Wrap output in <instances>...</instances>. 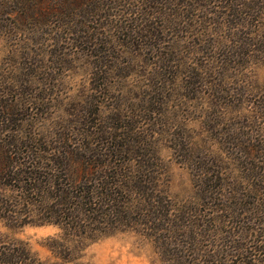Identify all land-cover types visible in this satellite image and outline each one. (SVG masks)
I'll list each match as a JSON object with an SVG mask.
<instances>
[{"label":"trees","instance_id":"1","mask_svg":"<svg viewBox=\"0 0 264 264\" xmlns=\"http://www.w3.org/2000/svg\"><path fill=\"white\" fill-rule=\"evenodd\" d=\"M6 9L2 30L28 23L46 38L39 52L15 51L0 75V221L56 225L63 245L77 247L136 232L162 264H264V0H25ZM80 62L93 85L72 113L80 124L53 136L5 124L47 107ZM111 87L123 96L107 107ZM176 124H201L204 138L187 140ZM163 137L191 172L188 200L168 192ZM0 264L47 263L0 241Z\"/></svg>","mask_w":264,"mask_h":264},{"label":"rangeland","instance_id":"2","mask_svg":"<svg viewBox=\"0 0 264 264\" xmlns=\"http://www.w3.org/2000/svg\"><path fill=\"white\" fill-rule=\"evenodd\" d=\"M23 1L25 0H0V18L8 12L7 5L14 12L22 10ZM44 37L41 33L33 31L28 23L9 31L0 28V75L7 72L5 70L9 67L8 63L13 61L15 51L24 52L31 49L39 52ZM59 79L53 91V99L47 107L37 106L38 108H32L28 112L23 111L21 115H10L5 124H23L45 134L49 132L51 136L53 135L50 132L63 128L64 125L80 124L72 113L76 106L83 107L82 102L91 99L90 89L93 85L90 76L84 72L83 63L80 62V65H75L73 70L66 71ZM132 80H125L123 89L128 92L132 90L131 86L135 84ZM106 94L108 98L103 104L107 107L115 100V96H123L116 87L109 88ZM176 126L187 140L200 142L204 138L198 134L202 128L201 124H185V128L182 124ZM168 142L166 137H163V141L158 143V155L166 168L170 196L176 202H182L188 200L193 192L192 175L188 167L181 163L175 150L169 147L171 145ZM0 241L22 244L35 258L47 264H162L154 242L136 232L116 233L93 242H84L77 247L75 244L63 245L67 244L66 240L56 225L27 224L13 227L0 221ZM58 244L70 248L73 257L67 260L63 255H58Z\"/></svg>","mask_w":264,"mask_h":264}]
</instances>
